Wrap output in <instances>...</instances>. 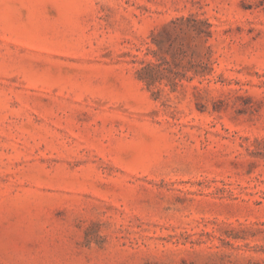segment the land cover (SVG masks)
I'll list each match as a JSON object with an SVG mask.
<instances>
[{
	"label": "rangeland",
	"instance_id": "374dc122",
	"mask_svg": "<svg viewBox=\"0 0 264 264\" xmlns=\"http://www.w3.org/2000/svg\"><path fill=\"white\" fill-rule=\"evenodd\" d=\"M0 264H264V0H0Z\"/></svg>",
	"mask_w": 264,
	"mask_h": 264
}]
</instances>
